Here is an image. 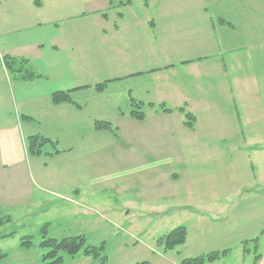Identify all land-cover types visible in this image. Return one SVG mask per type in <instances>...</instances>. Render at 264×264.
Returning a JSON list of instances; mask_svg holds the SVG:
<instances>
[{
  "label": "crops",
  "instance_id": "crops-1",
  "mask_svg": "<svg viewBox=\"0 0 264 264\" xmlns=\"http://www.w3.org/2000/svg\"><path fill=\"white\" fill-rule=\"evenodd\" d=\"M62 4L0 0V210L9 217L5 224L14 220L15 212L23 226L26 212L37 210L38 231L46 224L54 238L84 235L90 244L104 242L107 264H177L181 259L159 252L137 235L106 242L101 228L89 221L91 211L97 212L96 204L88 203L90 196L109 187L117 190L125 175L141 176L136 174L140 171L153 176L154 185L164 181L165 188L172 186L169 196L176 195L179 202L164 203L160 213L169 215L174 206L195 218L184 244L174 250L177 256L229 248L205 264H264V222L255 236L247 233L255 218L264 219V191L255 193L260 195L256 200L234 201L222 194L232 190L238 165L248 178L237 189L264 185V0ZM6 55L26 58L41 77L14 80L2 63ZM114 78L118 80L101 92L91 87L72 91L73 101L79 103L77 96L86 100L80 108L51 102L54 91ZM101 95L118 97L104 105L108 111L91 116L88 109L95 105L87 98ZM129 96L144 103L143 120L117 114L121 105L127 108L124 112L129 110ZM159 103L173 111H160ZM181 106L194 114L193 129L183 125V114L176 110ZM67 115L87 117L91 126L94 119H108L118 128V137L93 127L88 135L77 129L69 139L62 137L56 130L66 133L62 127H67ZM121 125L131 128L123 132ZM39 126V134L55 140L58 153L26 155V134L38 133ZM211 162L217 166L207 169ZM203 175L222 179L197 183ZM257 207L254 218L248 209ZM108 234L110 240L118 238L113 231ZM252 237L253 252L246 248ZM18 245L0 249L7 252L0 264H41L42 252ZM89 263V257L77 254L61 264Z\"/></svg>",
  "mask_w": 264,
  "mask_h": 264
},
{
  "label": "rangeland",
  "instance_id": "rangeland-1",
  "mask_svg": "<svg viewBox=\"0 0 264 264\" xmlns=\"http://www.w3.org/2000/svg\"><path fill=\"white\" fill-rule=\"evenodd\" d=\"M39 2L41 5L42 0H39ZM62 2H63L62 6H65L67 0H62ZM40 5H36V6H40ZM89 87L96 90L94 85L92 86L89 85L88 88ZM76 90H79V89H76ZM80 90H87V89L80 88ZM97 92H101V91H97ZM71 96H72V93H71ZM117 97L118 95H114V96L113 95H105V96L101 95L98 97L89 96L87 98V101H91L95 105V107H93V109H91L90 107L88 111L92 112L91 116L97 113L102 114L104 113V111H108V110H104L105 108L104 105L107 106L108 103H111V101H113L114 99H117ZM82 99H83L82 97H78V96L76 97V101L84 104L86 100L85 98L83 100ZM121 109L125 110L127 108L121 105ZM144 109L145 108H143V110ZM123 110H120V111L123 112V114L125 113L128 114L130 108L129 110H127V112H124ZM116 111H117V114H119V111L118 110ZM123 114H119V115H123ZM86 119L88 118L81 117V118L72 119L71 117L67 115V127H66L67 129L65 128V126L62 127V129L67 130L65 131L66 133L64 132L61 133V131L56 130L57 134L62 137L64 135V137H67V139H69V137L71 136L70 131L79 129L80 132L86 133L88 135L90 133L91 128L93 127V123L91 126L90 122L88 123ZM98 120H106V121H109L113 125V123L108 119L99 118ZM130 128L131 126L129 125H125V126L121 125L120 131L124 132V129L129 130ZM40 129L41 127L39 126L37 134H39ZM31 130L32 128L30 129V131ZM93 130H95L94 127H93ZM105 134H108V133H106L105 131ZM28 135L29 134H26V137ZM26 137H25V141H26ZM67 145L68 146L72 145L71 147L76 149V146L73 145V142H71L70 140H67ZM104 145H105L104 146L105 148L111 149L112 147V144L110 143H105ZM55 146H57V143ZM55 146H53V144L47 143L44 146V150L54 151ZM21 153H22L24 162H26V159L24 157V153L22 152V150H21ZM26 155L31 158L33 157L32 155H29L28 153H26ZM34 160L35 159H32L31 164L35 162ZM29 161L30 159L28 160V162ZM216 162L218 163V160H216ZM217 163L214 165V163L211 162L208 166H206V168L207 169L209 167L215 168V166H217ZM107 165L108 163L104 162V167ZM260 168L261 166L259 165L257 166V168H255V173L256 175H259V177H260V171H259ZM238 169H239V172L237 176L233 174L231 178V184L233 185L232 190L227 191V192H222V194L228 195L227 198H230L234 201L243 200V199H253V200L255 199L256 200L257 198H260V195H256L255 193L257 191L259 192V190L264 191V185L249 183V185L247 184V186H242L241 188L237 189L240 185L244 183L243 181L247 180L248 178L247 173H244L243 165H240V166L238 165ZM136 174L141 175V176L125 175L123 179L120 181L121 183L117 182L119 184H123L121 187H116L117 190H110V187H109V189H107L106 191L98 192L94 196H90L88 198V203L96 204V206L94 207L97 211V212L91 211V213L89 214V216L92 218V219H89V221H91L90 223H93L95 224V226H99L101 228L100 229L102 231L101 237L103 239H106L107 240L106 242L114 244L117 239L118 240L131 239L132 240L133 238H136V235H137L145 243H152L155 249L159 250V252L163 254L167 252L168 256H171L173 258L176 257V259H182L183 257H185V255L181 253L179 256H177V253L174 251L175 248H177L178 246L164 251L162 247L156 245V240L160 236L168 233L171 229H173L177 225H185L187 227L188 232L191 233L192 230L190 228L192 227L191 226L192 222H195V218L187 217L183 213L177 212L178 207L174 208V206L169 207L170 211L167 213L169 215H166V214L164 215L160 213V212H163L164 209H166V208H163V206H161V205H164V203H167L169 205V203L176 204L177 202H179L176 198V195L172 197L169 196L172 193V186L165 188L164 181L163 183L161 182L157 184L155 183L156 185H154V182H156V180L154 179L153 176L151 175L147 176L146 174H143V172H140V171L137 172ZM206 176L208 175H203V177L200 176V178H196V182L199 184H203V182L213 183V182H219L220 179H222L221 176L217 175L216 177H211L210 180H208V178H205ZM201 178H203V180ZM149 185H154V186L144 187V186H149ZM177 191L182 193L181 192L182 190L180 189H177ZM197 194H198V191H197ZM205 196L210 197V195H205ZM205 196H202V197L197 196V199L198 198L203 199V197ZM262 198H264V196ZM257 209L258 207L249 208L248 209L249 215L250 216L254 215L253 217L255 218V215H256L255 210ZM2 213L3 212L0 210L1 215ZM36 214H38L37 210H35V213L33 211L31 212L27 211L25 214L23 226L18 223V219H20V217H18V213H15V212L13 213L15 218L12 222L10 221L9 223H6V224L5 222L2 223L0 226V235L8 234V233H11V234H8L7 239H4V241H6L4 242L5 247L2 246L3 237L0 239V249L5 248L9 250L13 246H17V243L20 241V238L19 240L17 239L18 235H23L25 233L26 235L31 236V240L33 242V248L35 250H38V252L39 251L44 252L38 246V243L41 240V238H40V232L38 231V227L35 226L37 225L35 222ZM0 217L7 218V216H0ZM261 222H264V219L255 218L252 223L248 224L247 233H250L251 236H255L258 232V229H259L258 227ZM3 224L6 226H2ZM252 230L256 232L252 233ZM109 231L111 232L113 231L115 234L117 233L118 238H112L110 240L111 235L109 236L108 234ZM88 237H91V233H88ZM246 248L250 249L251 252H253L255 248L254 242L253 241L248 242V245L246 246Z\"/></svg>",
  "mask_w": 264,
  "mask_h": 264
},
{
  "label": "trees",
  "instance_id": "trees-1",
  "mask_svg": "<svg viewBox=\"0 0 264 264\" xmlns=\"http://www.w3.org/2000/svg\"><path fill=\"white\" fill-rule=\"evenodd\" d=\"M111 1V0H109ZM129 3L130 0H125ZM35 5H40L39 0H34ZM122 4V3H121ZM3 66L5 70L17 81H29L41 77L38 73L32 71L28 66V60L26 58H16L5 56L3 59ZM118 80L106 79L97 84H94L96 91H103L109 82ZM88 86H80L67 90L54 91L50 95L51 102L53 104L58 103H71L77 108H80V104L73 101L71 97L72 91L80 88H87ZM129 113L128 115L138 121L144 119V112L142 107L144 103L129 96L128 99ZM148 105L153 106L154 104L149 103ZM157 108L162 112H172L173 109L167 107L164 103L157 104ZM177 111L183 114V125L188 129H193L195 124V116L190 111L184 109V107L176 108ZM119 114H123L119 109ZM28 117V116H27ZM25 117V118H27ZM93 127L96 131H106L115 137H118V128L113 126L109 121L95 119L93 121ZM26 152L32 156L49 155L53 153H58L59 150L56 149V142L51 138L44 136L42 134H29L26 137ZM53 144L54 151L49 152L44 150V146L47 144ZM2 216V215H0ZM7 218L0 217V225L6 222ZM40 238L38 246L44 251L40 256L41 264H61L65 259L74 258L77 254H82L90 258L89 264H107L108 255L106 253V248L104 242L99 244H89L83 235L66 236L62 238H54L48 235L47 225L43 224L40 227ZM8 234L0 235V238L7 236ZM187 236V229L185 225H177L171 229L168 233L160 236L156 240V245L164 249V251L175 248L177 246L183 245ZM247 241H255V238ZM33 247V242L30 235H25L20 238L18 248L21 250L30 249ZM229 248H224L220 250H212L206 253H202L195 256L182 258L177 264H205L208 262H213L215 260L223 257ZM7 255V252L0 251V260ZM134 264H149L147 261H140Z\"/></svg>",
  "mask_w": 264,
  "mask_h": 264
}]
</instances>
